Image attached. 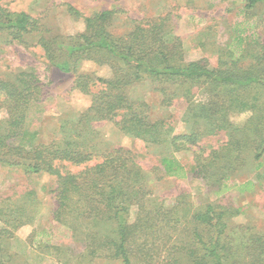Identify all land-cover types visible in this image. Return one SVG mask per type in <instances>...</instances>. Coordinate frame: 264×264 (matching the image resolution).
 I'll list each match as a JSON object with an SVG mask.
<instances>
[{
    "label": "trees",
    "instance_id": "obj_1",
    "mask_svg": "<svg viewBox=\"0 0 264 264\" xmlns=\"http://www.w3.org/2000/svg\"><path fill=\"white\" fill-rule=\"evenodd\" d=\"M5 1L14 0H0V33H7L9 44L29 46V36L35 37L34 46L44 50L48 63L73 75L72 89L90 95L92 104L77 122L62 126L58 141L34 145L36 133L30 134L25 125L32 105L42 97L38 75L31 69L13 81L0 80V105L8 115L0 121V166L53 177L54 220L72 223L73 234H79L94 258L123 264H264V233L251 227L239 228L238 234L231 230L229 222L240 208L210 204L196 212L184 208L179 216L154 203L148 184L153 174L158 180L192 174L206 186L219 185L221 193L248 150L257 163L255 179L238 188L243 193L264 184V41L250 14L264 0H247L241 12L247 18L230 28L217 66L208 59L186 61L181 39L173 36L166 17L133 20L130 31L116 34L112 22L118 12L85 16L67 4L68 14L83 20L85 31L58 42L59 36L53 37L39 19L10 11ZM85 61L109 66L112 76L79 73ZM146 80L154 84L163 107L186 103L190 117L207 120L205 135L224 132L226 140L208 155L194 153L189 164L180 162L172 154L198 145L204 131L176 134L171 120L153 121L149 105L128 95L130 86ZM199 93L204 98L198 102ZM238 112L251 113L242 127L229 122V115ZM104 121H113L121 133L148 147L170 148L172 154L160 155L149 171L125 148L103 153L91 142ZM18 137L19 145H12ZM70 166L79 170L73 172ZM132 207L137 208L133 221ZM18 225L24 222L19 219ZM1 233L13 237L9 229Z\"/></svg>",
    "mask_w": 264,
    "mask_h": 264
},
{
    "label": "rangeland",
    "instance_id": "obj_2",
    "mask_svg": "<svg viewBox=\"0 0 264 264\" xmlns=\"http://www.w3.org/2000/svg\"><path fill=\"white\" fill-rule=\"evenodd\" d=\"M4 3L12 12H25L39 19L45 29L52 30L53 37L59 36L58 42L85 31L83 20H76L68 14L67 4L85 16L107 10L118 12L112 22V31L116 34L130 31L133 20L166 17L173 36L181 39L185 60L208 59L212 66H217L226 48L232 25L247 18L241 13L247 0H14ZM250 14L258 22V32L264 41V4ZM29 37V46L9 44L7 33H0V80L13 81L21 71H35L43 93L41 100L32 105L25 129L30 134L36 133L34 145L48 144L60 139L64 124L80 119L91 106L92 97L73 90L75 77L52 67L44 50L34 46L35 37ZM78 71L105 79L112 76L109 66L92 61L83 62ZM128 95L134 101L149 105L153 121L171 120L176 134L202 129L203 138L189 151L172 154L170 148L148 147L143 141L121 133L113 121H104L98 124L96 131L99 135L91 142L103 153L125 148L136 154L144 169L152 171L162 154H172L180 162L189 164L194 153L208 155L227 138L224 132L216 136L205 135L207 120L198 122L190 117L186 103L180 101L172 107H163L160 95L149 80L130 86ZM202 98L204 96L200 93L196 97L198 102ZM7 116V107L0 105V121ZM250 117V112L231 113L229 122L232 126L242 127ZM30 140L29 135L25 145ZM19 142V137L10 141L15 146ZM244 158L233 175L223 182L228 188L222 186L224 191L221 193L219 185H215L216 188L206 186V181L192 174L182 180L170 177L158 180L156 174L150 175L148 184L153 191L152 200L163 210L174 209L179 216L183 215L184 208L196 212L210 204L240 208V214L229 222L231 230L238 234L239 228L251 227L264 233V184L243 193L238 188L240 184L255 179L257 163L254 155L248 150ZM69 169L73 172L79 170L75 166ZM55 188V180L49 175L27 174L22 169L0 166V264H123L121 260L94 258L78 240L79 234H73L72 223L63 225L54 220L56 203L52 191ZM136 213L137 208L132 207V221ZM19 219L24 222L20 227ZM12 224L18 227L12 228ZM3 229H9L13 237L7 239L1 233Z\"/></svg>",
    "mask_w": 264,
    "mask_h": 264
}]
</instances>
